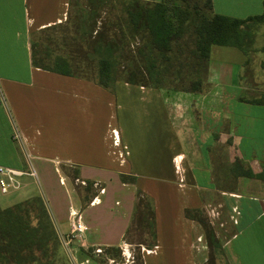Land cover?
Masks as SVG:
<instances>
[{
  "label": "crops",
  "instance_id": "obj_1",
  "mask_svg": "<svg viewBox=\"0 0 264 264\" xmlns=\"http://www.w3.org/2000/svg\"><path fill=\"white\" fill-rule=\"evenodd\" d=\"M69 2L0 0V166L33 168L61 235L79 216L87 231L72 241L76 253L128 250L136 206L146 196L155 240L143 264L205 261L200 225L185 210L203 212L216 228L231 225L221 246L224 264H264V180L230 173L236 158L252 173L264 166V106L239 101L244 55L212 46L194 93L121 80L108 90L33 68L30 35L62 23ZM263 2L211 0V7L245 19L260 15ZM254 44L264 47V40L256 35ZM260 64L264 89V52ZM31 178L20 177L21 188ZM65 252L59 249V263L73 264Z\"/></svg>",
  "mask_w": 264,
  "mask_h": 264
},
{
  "label": "trees",
  "instance_id": "obj_2",
  "mask_svg": "<svg viewBox=\"0 0 264 264\" xmlns=\"http://www.w3.org/2000/svg\"><path fill=\"white\" fill-rule=\"evenodd\" d=\"M91 8H98L104 0H88ZM122 28L124 39H135L140 36L141 45L133 52L141 65L139 69L127 67L123 75L117 78L115 65L122 57V48H117L112 42L103 41L101 37L93 41L92 55L96 60L95 79L79 77L72 74L67 57L55 54L45 45L39 51V45L33 40L35 33L46 31L55 25L44 28L30 35V56L33 68L49 71L63 76H73L93 80L98 86L112 89L116 80L133 85L163 89V77L169 74L171 62H176L173 80L180 75L181 62L179 57L181 45L179 41L188 33L191 48L187 49L185 61L191 59L192 71L187 76H195L196 81L190 84L189 89L176 90L181 92H199L206 75L207 63L212 46L232 47L239 50L244 56L251 52L256 29L264 25L263 11L260 15L236 19L218 15L212 12L211 0H158L150 3L142 0H125L122 4ZM174 46L177 50H174ZM261 52H264V47ZM183 65V64H182ZM138 77L142 78L138 80ZM162 77V78H161ZM167 81V80H166ZM174 82V81H172ZM169 89V87H167ZM165 88V89H167ZM244 92L239 101L264 106V92L259 97L244 99ZM216 162L214 161V164ZM234 178L245 177L264 180V166L259 173L245 167L241 160L236 158L230 168ZM28 208H26V206ZM31 209L37 213L31 221ZM185 216L194 218L192 213L201 211L185 210ZM136 228H147L151 243L154 245V210L152 200L146 196L140 198L136 206ZM54 224L49 217L40 196H33L25 202L16 203L11 207H0V264H58L60 242ZM139 244H145L139 242ZM114 252H120L118 247H108ZM60 264V263H59ZM138 264H143L142 260Z\"/></svg>",
  "mask_w": 264,
  "mask_h": 264
},
{
  "label": "rangeland",
  "instance_id": "obj_3",
  "mask_svg": "<svg viewBox=\"0 0 264 264\" xmlns=\"http://www.w3.org/2000/svg\"><path fill=\"white\" fill-rule=\"evenodd\" d=\"M124 1L125 0H104V4L101 7L91 8L90 4H88V0H70L68 15L62 23L56 24L49 30H42L35 33L33 40L35 43L39 44L36 49L43 51L42 45H45L55 54L67 57L73 75L95 79L97 62L91 51L93 41L101 37L103 41L109 40L112 42L111 44L116 45L117 48H122L124 44L122 57L118 59V63L115 65L114 74L117 75V78L123 75L122 72L128 69L127 67L140 70L139 65H141V62L134 57L133 53L142 43L140 36L136 35L133 40L127 37L124 39L123 36L125 33L122 28V4ZM142 1L150 3L154 0ZM201 2H203V0H201ZM187 35L188 33L179 41L181 45L180 52L184 53L179 57V62H181L180 75L177 80H173L175 78L173 75L178 67L176 66V62H171L169 72L171 75L163 77V81L166 82V84L163 85V89L169 87V90H171L170 88L173 85L176 90L189 89L190 84L196 81V74L195 76H193V74H191L190 77L187 76L190 71H192V68L187 66V64L191 63V59L185 61L186 51L192 47ZM256 35L264 40V28L261 26L258 27L254 37H256ZM262 48V45L253 43L250 54L247 57L244 56L243 70L240 72L239 77V82L244 88V99L257 98L264 91L260 64ZM174 50L176 51L177 47L174 46ZM141 79L142 78L138 77V80ZM29 180L30 185L22 187L20 191L16 193H9L6 195L0 194V207H9L12 202H15L12 200H20L26 196L35 194L40 196L48 212L45 204L46 196L40 180L36 177H32ZM221 186L228 187V184H221ZM26 200L27 199H24L18 203L25 202ZM25 206L28 208L27 205ZM36 214L34 209H31V221L35 222L34 217H36ZM192 216H194L200 225L201 242L204 240L205 243L203 244L206 246L205 261L201 264H224L221 246L225 238L232 234L231 225L227 223L224 224L222 228L213 227L203 212L200 214L192 213ZM136 226L135 220L134 227L126 238L128 250L124 248L123 251L114 252L110 250V248L99 247L86 249L84 253L78 251L76 253L72 247L67 251L63 246L61 247L60 244V248L66 251V260L73 264L77 262L80 264H138L139 259L143 262L144 251H150L153 245L151 247L146 245L151 243L148 229L136 228ZM53 229L57 234L58 230L55 226ZM139 242L145 244H139ZM61 263H63V261H61Z\"/></svg>",
  "mask_w": 264,
  "mask_h": 264
},
{
  "label": "built area",
  "instance_id": "obj_4",
  "mask_svg": "<svg viewBox=\"0 0 264 264\" xmlns=\"http://www.w3.org/2000/svg\"><path fill=\"white\" fill-rule=\"evenodd\" d=\"M14 138L16 140L18 139L16 135ZM28 169V173H25L19 169L0 166V194L6 195L17 192L21 188L20 177L23 175L35 177L33 168L28 166ZM86 231L87 228L81 223L79 216L73 215L69 221V233L66 235H61L57 231V234L60 244L63 246V248H65V250L69 251L72 241L74 239H78L79 241L83 239V235Z\"/></svg>",
  "mask_w": 264,
  "mask_h": 264
}]
</instances>
